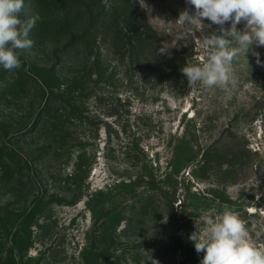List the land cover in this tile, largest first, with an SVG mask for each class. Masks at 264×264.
Instances as JSON below:
<instances>
[{"label":"rangeland","instance_id":"obj_1","mask_svg":"<svg viewBox=\"0 0 264 264\" xmlns=\"http://www.w3.org/2000/svg\"><path fill=\"white\" fill-rule=\"evenodd\" d=\"M124 1L24 0L33 46L0 66V264H200L189 237L225 205L264 248V47L234 61L229 94L190 86L181 69L204 55L176 21L194 7L131 0L160 41L129 57ZM202 24L196 38L220 34ZM158 44L172 59L150 63Z\"/></svg>","mask_w":264,"mask_h":264},{"label":"clouds","instance_id":"obj_2","mask_svg":"<svg viewBox=\"0 0 264 264\" xmlns=\"http://www.w3.org/2000/svg\"><path fill=\"white\" fill-rule=\"evenodd\" d=\"M103 3L105 8H111L109 0ZM187 3L194 7V13L185 9L176 22L185 39L192 36L199 43L204 59L198 64L186 63L181 72L190 86L199 83L229 94L237 85L234 61L241 53L245 56L253 44L264 47V0H187ZM23 6L24 0H0V66L6 71L21 67L17 50L33 46L30 33L40 17L35 15L22 21L19 13ZM204 19L220 26V34L196 38L194 33L204 27ZM241 21L245 22L244 31L237 28ZM227 22L231 26L225 28ZM252 54L257 64H261L260 54L254 50ZM9 199L11 195L4 202ZM199 219L204 225L202 232L195 231L189 238L196 252L204 253L200 264H264V248L250 240L246 223L238 212L225 205L221 213L205 211Z\"/></svg>","mask_w":264,"mask_h":264},{"label":"trees","instance_id":"obj_3","mask_svg":"<svg viewBox=\"0 0 264 264\" xmlns=\"http://www.w3.org/2000/svg\"><path fill=\"white\" fill-rule=\"evenodd\" d=\"M127 8H128V21L130 22L129 27L128 25L120 27V37H122L127 45V53L129 57L138 56L141 49H144L145 46L148 44V41H160V35L149 25L147 21V17L143 9L139 5H133L131 0L124 1ZM134 6V8H131ZM119 7H123V5H119ZM159 44L156 48L151 52L148 53L147 58L150 60V63H153L151 58H162V59H172L171 56L162 55L160 53ZM153 56V57H152ZM234 149L232 145L229 144L227 146L219 147L217 149H213L209 154H204V161L205 162H213L215 159L219 160V163L223 165L226 160L232 159L234 155Z\"/></svg>","mask_w":264,"mask_h":264}]
</instances>
